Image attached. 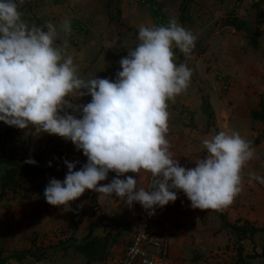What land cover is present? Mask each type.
<instances>
[{"label":"crops","instance_id":"1","mask_svg":"<svg viewBox=\"0 0 264 264\" xmlns=\"http://www.w3.org/2000/svg\"><path fill=\"white\" fill-rule=\"evenodd\" d=\"M121 1L16 0L22 19L29 25L43 27L52 22L59 30L63 21H70L71 32L60 31L56 45L67 41L66 55L73 57L78 75L85 80L94 75L115 80L120 59L138 43L139 27L166 26L179 16L175 0L161 4V23L149 9L139 10ZM119 4L122 8L116 19L112 11ZM188 8L189 18L176 20L197 40L190 56L174 49L177 65L185 63L192 70L187 90L168 102L167 138L174 158L181 166L195 167L194 161L206 155L203 140L220 131H238L247 140L259 141L252 146L256 158L243 169L242 190L232 205L222 211L192 209L186 196L178 192L175 202L157 208L152 216H173L177 220L178 231L166 246L172 264H237L238 249L244 258L264 255V184L249 183L250 173L264 177V123L251 115L264 109V0H244L241 7H235L233 0H190ZM221 19L222 23L214 26ZM217 75L231 82L228 91H222ZM69 98L77 104L91 100L75 93ZM203 100L213 112L211 121L203 112ZM9 127L0 122V135ZM55 136L38 134L29 127L20 130L15 145L21 156L34 159L41 169L52 167L55 156L83 155L71 141L60 138L57 142ZM6 169L8 166L0 163V179ZM147 174L134 177L139 186L145 187ZM114 175L110 172L100 183L110 182ZM43 177L57 176L36 173L28 177L30 186L25 180L15 191L0 187V264H116L131 238L140 204L129 208L115 194L104 196L86 190L71 202L68 211L67 206L46 202L43 193L49 179ZM87 236L101 238L106 245L101 258L89 263L71 246L73 240ZM30 249L39 250L45 258L9 257ZM245 260L264 264L262 257Z\"/></svg>","mask_w":264,"mask_h":264},{"label":"clouds","instance_id":"2","mask_svg":"<svg viewBox=\"0 0 264 264\" xmlns=\"http://www.w3.org/2000/svg\"><path fill=\"white\" fill-rule=\"evenodd\" d=\"M18 9L16 0H0V122L71 141L86 157L79 170V161L64 160L63 181L49 179L43 193L49 205L70 211L86 190L115 194L129 208L139 203L150 216L175 202L178 192L192 209L222 211L233 204L243 169L256 158L252 142L238 131H220L203 140L206 155L186 168L167 138L168 102L187 90L192 75L185 63L177 65L174 49L192 54L197 37L191 30L176 19L166 26L141 25L138 43L120 59L115 80L95 75L85 80L66 55L67 41L56 45L60 31L71 32L70 21L59 30L52 22L29 25ZM73 93L91 100L74 103ZM110 172L113 179L101 184ZM142 173L151 176L148 188L134 178ZM252 181L264 184V177L250 173Z\"/></svg>","mask_w":264,"mask_h":264},{"label":"trees","instance_id":"3","mask_svg":"<svg viewBox=\"0 0 264 264\" xmlns=\"http://www.w3.org/2000/svg\"><path fill=\"white\" fill-rule=\"evenodd\" d=\"M202 108L203 112L207 116L208 121L213 120V112L206 100H203ZM251 115L253 119L260 120L264 123V109L261 108L260 111H252ZM20 130L21 129L16 127H9L6 131L3 132V134H1L2 146H0V163L6 164L8 166V169L5 170L0 179V187L2 190H5L7 188L12 189L13 191H15L16 189H20L25 180L30 175L36 173H49L51 175H56L57 177L64 179L67 173V168L64 165V160H68L70 162L79 161L75 170H79V168L84 163H86V157H84L83 155L75 158H66L65 156L59 155L55 156L54 164L50 168L41 169L37 165H35L33 168H28L29 164H26L24 162L25 160L29 159V157L21 156V153L15 145V142L18 141L17 137L20 135ZM249 141L252 142L253 146L258 143L259 139L256 138ZM250 231L253 232V230ZM71 246H73L76 251L83 254L86 258L87 263H89L101 258L100 255L104 251L106 245L104 242H102L101 238H90V236H87L82 240H73ZM22 256H30L35 261L45 258V254L39 252V250L37 249H30L24 252L9 255L10 258H19ZM258 257H262L264 262L263 254H252L244 258L241 255V249H238L237 264H250L245 259H254Z\"/></svg>","mask_w":264,"mask_h":264},{"label":"built area","instance_id":"4","mask_svg":"<svg viewBox=\"0 0 264 264\" xmlns=\"http://www.w3.org/2000/svg\"><path fill=\"white\" fill-rule=\"evenodd\" d=\"M243 2L244 0H233L235 7H241ZM142 4L150 9L158 23L163 22V10L155 1L142 0ZM216 80L221 83L223 92L228 91L231 82L226 77L217 75ZM150 179L148 173L145 188L149 187ZM177 231L178 223L175 217L150 216L140 205L131 238L116 264H172L166 246Z\"/></svg>","mask_w":264,"mask_h":264},{"label":"rangeland","instance_id":"5","mask_svg":"<svg viewBox=\"0 0 264 264\" xmlns=\"http://www.w3.org/2000/svg\"><path fill=\"white\" fill-rule=\"evenodd\" d=\"M111 1H115V2H119L120 0H111ZM153 1H155L160 7H161V9H162V6H161V4L162 5H165V3L168 1V0H153ZM171 2H174V0H170ZM186 1H188V2H190V0H175V4L177 5V8H178V13H179V16L176 18L178 21L179 20H187L188 18H187V13H188V2L186 3ZM125 3V5H127V4H129V5H133V6H135V8H137V9H139V10H144V9H146V10H148L149 8L145 5V4H142V0H122L121 1V3ZM174 3H171L170 5H172V4H174ZM120 5V7L119 8H117L116 6L115 7H113V15H114V18H116V19H118V16L120 15V11H121V4H119ZM150 10V9H149ZM195 12V11H194ZM149 13L151 14V15H153V13L151 12V11H149ZM222 20L223 19H221V20H219L218 22H216V23H214V26H216L217 25V23H222ZM200 49H198V51H199ZM1 136V135H0ZM56 138H58V140H57V142L60 140V137H58V136H55ZM44 178V180L45 179H49L48 177H43ZM57 178V177H56ZM58 180H61V179H58ZM26 181H28V183L29 184H27V186H30V183H32V181H30V179H26ZM40 182L41 181H39V183L38 184H40ZM33 185H35L34 183H33Z\"/></svg>","mask_w":264,"mask_h":264}]
</instances>
